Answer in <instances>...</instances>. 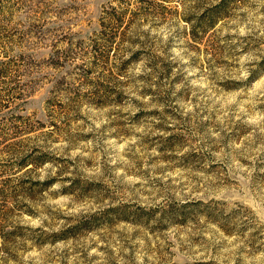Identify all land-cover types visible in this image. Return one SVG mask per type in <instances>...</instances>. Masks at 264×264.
I'll list each match as a JSON object with an SVG mask.
<instances>
[{
	"label": "rangeland",
	"instance_id": "rangeland-1",
	"mask_svg": "<svg viewBox=\"0 0 264 264\" xmlns=\"http://www.w3.org/2000/svg\"><path fill=\"white\" fill-rule=\"evenodd\" d=\"M0 264H264V0H0Z\"/></svg>",
	"mask_w": 264,
	"mask_h": 264
}]
</instances>
